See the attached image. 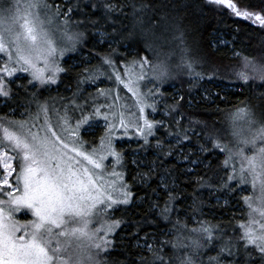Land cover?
<instances>
[{
	"label": "snow or ice",
	"instance_id": "1",
	"mask_svg": "<svg viewBox=\"0 0 264 264\" xmlns=\"http://www.w3.org/2000/svg\"><path fill=\"white\" fill-rule=\"evenodd\" d=\"M200 2L223 6L264 29V0H259L255 9L250 4L241 9L233 0ZM129 15L141 26L148 17L154 21L153 29L165 20L163 16L156 19L150 0H26L23 7L16 3L15 10L7 0L0 3V104L11 107L15 103L29 114L35 104L37 119L44 116L39 127L35 122L29 126L23 118L0 117V264H115L111 259L115 230L131 222L123 217L116 219L113 214L118 209L127 212L145 199H136L124 179L126 153H133L131 163L139 168L142 160L135 153L152 148L149 138L155 137L161 127L175 137L166 151L163 142L157 140L155 148L164 160L179 155L189 165L199 166V157L180 153L191 136L203 138L200 151L206 154L205 159L207 155L223 154L224 178L219 185L209 186L224 193L225 203L227 197L240 195L248 210L240 211L247 220L239 223L238 235L232 229L233 236H229L223 221L212 225L198 220L199 227L188 229L178 216L173 220V213L179 211L176 202L180 193L175 178L169 182L167 177L173 173L168 169L160 184L166 198L162 202L151 199L149 208L157 222L163 220L172 227L163 239L149 243L148 233L139 237L140 224L136 222L132 236L138 241L139 259L134 264H204L201 256L206 253L202 250L216 249L218 241L216 255L209 256L208 264H264V108L243 102L244 106L231 116L230 139L218 131H208L206 124L201 127L199 120L185 124L184 113L179 110L184 95L169 104L161 91L169 79L175 78L169 59L176 49L160 59L154 44L147 43L143 56L137 53L132 60L125 58L123 64H117V46L134 38L133 32L125 33L117 27L118 22L123 24L120 17L127 19ZM89 25L101 30V42L108 43V51L100 55L96 65L78 74L77 91L62 104L61 112L47 100L41 101V89L58 83L59 73L67 71L60 59L78 50ZM172 40L180 52L175 75H186L190 86H200L208 107L226 101V94L214 91L217 72L204 70L203 55L187 43L183 31L175 29ZM149 51L155 58H149ZM234 75L240 82L237 87L242 84L258 92L257 99H264V60L244 56L242 70ZM104 79L114 83L100 88L97 82ZM203 81L213 87H206ZM84 84L95 85L96 91L83 96L86 89L80 86ZM147 84L152 87L145 92ZM121 88L131 94L130 98L121 94ZM188 103L191 105V101ZM161 104L167 122L155 119ZM99 121H103L99 125L103 134L98 146L91 142L89 151L85 137ZM123 140H134L137 146L125 149L116 143ZM163 162L153 161L134 179L150 188L149 181L154 173L159 174ZM204 183L201 178L202 186ZM249 186L252 193L246 194ZM193 211H202L195 201ZM97 223L99 227H90ZM169 234L174 238L167 239Z\"/></svg>",
	"mask_w": 264,
	"mask_h": 264
},
{
	"label": "trees",
	"instance_id": "2",
	"mask_svg": "<svg viewBox=\"0 0 264 264\" xmlns=\"http://www.w3.org/2000/svg\"><path fill=\"white\" fill-rule=\"evenodd\" d=\"M5 0H0L4 3ZM155 5L156 19L159 20L161 16L165 20L161 21V26L153 29L154 21L145 18L143 26L139 25L137 21L129 15L127 19L120 17L123 24L117 23V27H122L125 33L131 31L134 33V38L126 40L123 44L118 45L119 55L116 58L117 64L121 65L127 60L139 53L141 56L145 54L146 44L153 43L156 51L160 54V59H165L166 54L176 49L175 54L169 59L171 70L175 76L174 79H169L161 88L164 93L163 99L167 100L169 104L174 102V99H179L180 95H184V100L181 102L182 107L179 109L184 113V123L187 124L189 120H199L203 127L207 125V130L212 132H219L220 135L231 138V131L233 121L231 116L237 111L238 107H242L243 102L250 101L253 107L259 105L264 108V99H257L259 93L249 89L241 84L240 87L236 85L240 83L234 73L242 70L243 57L247 56L257 61L264 60V29H261L258 24H253L250 20H244L236 17L229 9L223 6H206L200 0H150ZM237 5L243 9L246 5H253L254 9L259 4V0H233ZM129 13L131 10H128ZM99 15V14H97ZM151 16V13H149ZM95 18V17H94ZM165 28L168 30L165 31ZM175 29L183 31L187 43L195 50L200 52L204 57V70L206 72H217L218 79L214 81V91L220 92L222 95H227V100L219 102V104H212L207 106L209 102L203 100V89L200 86L192 87L188 83L186 75L176 76L175 65L179 62L180 52L176 48V42L172 40V34ZM100 31L92 28L89 25L85 32L81 45L78 46L76 52H69L61 58V64L67 69L66 72L59 74L58 83L52 85L47 90L41 89V101L47 100L49 106L55 105L56 100H62L68 103L73 93L77 91V77L85 68L92 67L100 61V55L108 51V43L101 42ZM111 32V29H108ZM154 33V34H153ZM226 42L223 44L222 42ZM162 45V47H160ZM215 45V47H213ZM241 53L236 56L234 53ZM149 58H155L153 52H148ZM67 58V60H64ZM123 68L120 69L123 72ZM102 88L111 86L114 81L104 79ZM102 82H97L101 84ZM147 83V82H144ZM206 87H213L207 84V81L201 82ZM81 89H86L82 92L83 96L95 92V87L84 84L80 86ZM152 84H147L143 91L151 88ZM175 90L177 97L169 96ZM122 95H127L130 98V93L126 90L120 89ZM130 94V95H129ZM65 98H69L66 100ZM188 101H191L189 105ZM164 110V105L161 106ZM147 110V109H146ZM150 110V109H149ZM36 105L31 106V114L25 111V108L13 103L11 107H5L0 104V117L7 119H32L36 116ZM151 112V110H150ZM21 115L23 117H21ZM159 119L168 121V117L160 116ZM167 126V124H166ZM173 128L175 125L173 124ZM102 135L100 129L95 133L86 135V139L95 144L99 142V137ZM152 148L135 153L138 159L142 160V164L138 168L133 166L131 158L133 153L128 150L127 155V169L125 171V181L132 186V190L136 193V199L144 197L138 205L130 206L127 212L118 209L113 215L116 219L122 217L131 223H124L119 229L115 230V249L112 253L111 259L115 264H134L139 259V249L137 238L132 236V232L136 230L135 224L139 222L140 230L139 237H144L145 233L149 234V241L163 239L164 233L171 229V224H166L163 220L157 222V216L149 208L151 199H160L161 202L166 198L164 189L160 187L161 176H166L168 169L173 173V176H168L169 182L175 178L177 191L180 193V199L176 202L178 212L173 213V220L179 217L182 224H186L188 229L199 227L198 220L216 225L223 221L226 227L229 228V236H233L232 229H236V234H239V223L244 221L245 215L242 216L241 211H234L230 204H223L221 199L225 198L224 193L216 191L214 187L219 185L221 178H224L223 171V154L207 155L200 151L194 157H199L202 163L199 166L191 167V172L187 171V167L182 164H177L175 159L169 157L164 160L162 154L155 148L157 140L163 142L165 151L168 144L175 140V137L169 136L165 128L161 127L156 131L155 137L149 138ZM203 138L191 136V139L185 142L183 149H197L200 150V144ZM127 142V141H125ZM134 142V144H133ZM132 145H131V144ZM124 145L125 149L131 145L136 147V141H130ZM175 156V155H173ZM130 157V158H129ZM159 157V159H158ZM163 160V166L160 168L159 174H153L149 181L151 187L141 185L139 180L134 179L138 171H147L152 166V162L157 164ZM211 163V168L206 165ZM201 178L206 182L201 184ZM155 190V192L153 191ZM195 205H199L202 211H193ZM244 207L241 196L236 203ZM245 212V207L243 208ZM233 215L235 219L232 220ZM147 220H152V223H147ZM232 220L231 224L228 221ZM173 235L169 234L167 239H173ZM227 239V237L225 238ZM140 244L143 241H139ZM219 247L205 248L202 252L206 253L201 256L204 264H208L209 256H215ZM171 252V248L168 249Z\"/></svg>",
	"mask_w": 264,
	"mask_h": 264
},
{
	"label": "rangeland",
	"instance_id": "3",
	"mask_svg": "<svg viewBox=\"0 0 264 264\" xmlns=\"http://www.w3.org/2000/svg\"><path fill=\"white\" fill-rule=\"evenodd\" d=\"M7 2L11 3V4L14 6V10H15V5H16V3H19V4L21 5V7H23V5L26 3V0H7ZM100 36H101V35H100ZM222 43H223V44H226L225 41L222 42ZM64 60H67V58H65ZM60 61H61V59H60ZM40 66L42 67L43 65H40ZM59 74H60V73H59ZM103 85H104L103 82H102L101 84H98V86H99L100 88H102L101 86H103ZM92 87H95L94 90L96 91V86H95V85H92ZM129 95H130V94H129ZM171 95H172V96L175 95V97H177V93H176V91L173 90L172 93L169 94V96L171 97ZM62 104H64V101H62V100H59V101H58V99H57L56 102H55V105H53V108H54V109H59V110L62 112V111H63ZM162 105H163V104L159 105V109H160V111H159L158 113L155 114V119H156V120H160L159 117H160V116H163V111H164V110L161 108ZM146 113H151V112H150L149 109H147V110H146ZM52 115H54V112L52 113ZM21 117H23V116L21 115ZM163 117H164V116H163ZM43 119H44V116H43V114H41V115L39 116L38 119H37V117L35 116V117H32V119H27V118H26L25 120H28V122H29V126H31L32 123L35 122V123H36V126L39 127L40 124L43 123ZM102 124H103V121H99V122H98V126H97L93 131L89 132L88 134H90V133H95V131H97V129H100V132L103 134V128L99 126V125H102ZM232 126H233V124H232ZM33 130H35V129H33ZM230 131H231V129H230ZM132 134L134 135V133H132ZM0 135H2V133H0ZM86 140L88 141V139H86ZM125 141H127V142H125ZM133 141H134V140H133ZM174 142H175V140L173 141V143H174ZM116 143H117V144H122V145L124 146V148H126L125 145L128 144V143H130V141H128V140H123V141H116ZM124 143H126V144L124 145ZM130 144H131V143H130ZM133 144H134V142H133ZM98 145H99V142L96 144V146H98ZM131 145H132V144H131ZM86 147H87L88 150L90 151V150H91V147H92V143L89 141V143L86 145ZM180 153H183V154L192 153V154L196 155V154H199V153H200V150H197V149L192 148V149H188V151H187V150H185V149H183V148H180ZM194 155H193V158H196V157H194ZM129 158H130V157H129ZM171 158H172V159H175V161H176L177 164H182V165H184L185 167H187V169H188L189 167H193V166H195V165H189L186 161L180 159L179 155L172 156ZM130 160H132V158H131ZM105 163L108 164L109 161H105ZM133 166H134V165H133ZM237 167H239L238 164H237ZM124 179H125V176H124ZM251 193H252V188H251V186H249V188H248V193H246V194H251ZM239 197H240V195H237V196H229V197H227V203H225V199H226V197H225V198L221 199L220 202L223 203V204H226V205H227V204H230V203H234L233 205H231V208L234 209V211L238 212V210H241V206L238 204V202L236 203V201L239 200ZM243 208H244V207H243ZM247 211H248V210H247V208L245 207V213H246ZM18 215H19V214H18ZM28 219H31V216H30V215H29ZM246 220H247V216L245 215V218H244V221H243V222H246ZM92 226L99 227L100 225L97 223V224H94V225H90V227H92ZM149 243H151V241H149Z\"/></svg>",
	"mask_w": 264,
	"mask_h": 264
}]
</instances>
